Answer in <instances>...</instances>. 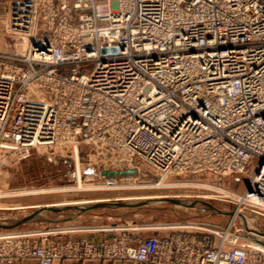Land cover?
Segmentation results:
<instances>
[{
    "label": "built area",
    "instance_id": "built-area-1",
    "mask_svg": "<svg viewBox=\"0 0 264 264\" xmlns=\"http://www.w3.org/2000/svg\"><path fill=\"white\" fill-rule=\"evenodd\" d=\"M2 16L26 45L0 51V169L39 149L76 161L83 141L90 189L242 175L241 194L213 189L264 218V0H6ZM141 229L104 227L99 245L62 242L58 229L2 232L0 264H264L261 237L244 239L235 218L166 237Z\"/></svg>",
    "mask_w": 264,
    "mask_h": 264
},
{
    "label": "rangeland",
    "instance_id": "rangeland-1",
    "mask_svg": "<svg viewBox=\"0 0 264 264\" xmlns=\"http://www.w3.org/2000/svg\"><path fill=\"white\" fill-rule=\"evenodd\" d=\"M5 3L6 0L0 1V51L22 53L23 47L26 45L25 42L10 36L5 29L8 25V21L2 16ZM77 15L76 12L75 18ZM17 43L19 48L18 46L17 48L13 47V45H18ZM76 146L79 155L76 161L71 152L63 155L60 151L54 153L50 150L39 149L20 162L1 168L0 219H17L28 216L42 208L48 209L44 206L49 204L96 200H104V202L131 201L128 200L129 198H134L133 201H140L137 198L150 196H162L165 200L180 201L179 204H184L185 207L161 199L146 201L144 204L147 205L143 208L112 207L88 213H80L74 209H55L52 213L46 214V217L49 218L37 220L13 230L0 229V233L62 230L66 222L92 224L94 221L93 224L97 225L115 223L125 228L143 227L144 229L138 231L139 235L143 237H166L178 230L200 231L197 227L224 229L236 214L235 206L227 202L212 188L219 187L241 194L248 183L247 177L242 175L218 177L211 172H203L172 175L166 181H162L161 186L151 183L152 185L146 188L93 190L90 189L91 182L89 180L96 174V169L89 160L92 153L91 146L83 141H80ZM255 165L256 160H253L252 167ZM98 203L101 202L92 203V205ZM89 205L91 204L69 206L85 207ZM229 212L234 214H229ZM43 213H47V211ZM238 214L241 215V213H237V216ZM239 217L235 218V225L242 229L240 232L242 237L254 240V237L260 236L264 243V218L258 217L259 219H257L256 229L260 231L259 234L249 225L246 226L245 221ZM252 219L255 220L253 217Z\"/></svg>",
    "mask_w": 264,
    "mask_h": 264
},
{
    "label": "crops",
    "instance_id": "crops-1",
    "mask_svg": "<svg viewBox=\"0 0 264 264\" xmlns=\"http://www.w3.org/2000/svg\"><path fill=\"white\" fill-rule=\"evenodd\" d=\"M82 224L77 222H66L62 228L63 233L59 234L56 239L62 242L68 240H87L93 245H99L100 243L106 241L111 233L101 230L104 227H110L117 225L115 223L97 225L93 224ZM14 264H38L36 260H19ZM52 264H136L130 261H105V260H84L78 261L73 259L67 260H56Z\"/></svg>",
    "mask_w": 264,
    "mask_h": 264
},
{
    "label": "water",
    "instance_id": "water-1",
    "mask_svg": "<svg viewBox=\"0 0 264 264\" xmlns=\"http://www.w3.org/2000/svg\"><path fill=\"white\" fill-rule=\"evenodd\" d=\"M117 51V50H114ZM108 52V50H104V53ZM169 202H174L173 200H166ZM165 201V202H166ZM175 203V202H174ZM147 204H144L140 201H112V202H101L98 204H93L90 206L85 207H78V206H67L61 209H74L80 213H88L95 210L105 209V208H112V207H127V208H143ZM54 210L50 209L47 213H42L40 211H34L28 216H24L17 219H0V229L2 230H13L30 224L34 221L44 219L46 214L52 213ZM229 214H234L233 212H229Z\"/></svg>",
    "mask_w": 264,
    "mask_h": 264
},
{
    "label": "bare ground",
    "instance_id": "bare-ground-1",
    "mask_svg": "<svg viewBox=\"0 0 264 264\" xmlns=\"http://www.w3.org/2000/svg\"><path fill=\"white\" fill-rule=\"evenodd\" d=\"M79 157V155H78V152L77 151H75V158L77 159ZM202 186H204V185H202ZM86 188V187H85ZM87 189V188H86ZM213 189V188H212ZM134 198H129L128 200H133ZM138 200H140L141 202H146V201H158V200H161V199H164V198H162V196H150V197H143V198H137ZM165 200V199H164ZM166 201V200H165ZM97 202H104V200H96V201H84V202H76V203H68V202H65V203H58V204H49V205H46V206H44V207H47L48 209H40V210H38V211H40V212H45V211H48V210H55V209H61V208H50V207H56V206H69V205H76V204H91L92 205V203H97ZM175 203H177L178 205H180V206H182V207H185L184 206V204H179L180 203V201H174ZM183 203H185L186 204V202H183ZM188 203V202H187ZM90 206V205H89ZM237 213H240V212H236V214L235 215H233V218H236V217H239L240 219H242L243 221H245V223L247 224L246 226H250L251 227V229L252 230H254V231H256V232H258L259 234H260V231H258L256 228H257V225H258V223H257V219H259L258 218V216H256L255 214H251V213H244V215H242L243 213H241V215H239L238 214V216H237ZM249 215V216H248ZM250 216H251V218H250ZM252 217L253 218H255V220L254 219H252ZM45 218H49V217H45ZM251 230V231H252ZM263 234V233H262ZM264 235V234H263Z\"/></svg>",
    "mask_w": 264,
    "mask_h": 264
}]
</instances>
